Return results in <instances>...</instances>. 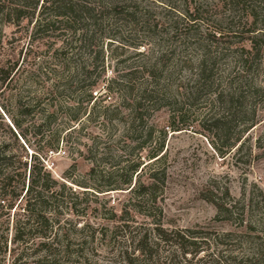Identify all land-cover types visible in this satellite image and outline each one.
Masks as SVG:
<instances>
[{
	"label": "rangeland",
	"instance_id": "rangeland-1",
	"mask_svg": "<svg viewBox=\"0 0 264 264\" xmlns=\"http://www.w3.org/2000/svg\"><path fill=\"white\" fill-rule=\"evenodd\" d=\"M94 1L89 0L96 9L111 4ZM246 3L245 9L230 6L228 0H124L121 9H109L101 17L91 53L68 50L64 56H56L54 50L64 38L73 42L72 36L58 30L35 33L34 20L20 26L0 22V68L14 65L7 76L0 74V142L11 150L18 148L9 133L11 118L27 131L28 154L43 145L38 140H49L60 131L56 150H37L50 177L65 186L54 225L60 231L57 264H123L119 251L130 239L120 227L122 220L132 230L153 218L130 209L128 190L92 194L77 184L102 188L121 183V168L152 162L145 157L160 145L162 158L147 168L157 174L165 228L237 233L252 228L251 234L264 235V0ZM194 9L199 17L189 21L185 11ZM253 12L256 18L249 15ZM250 31L261 36V59L244 71L234 62L241 49L253 53ZM203 50L218 60L212 92H232L241 84L260 88L247 103L254 109L256 124L245 134L241 149L234 148L224 158L211 145L213 120L233 119L231 134L237 122L224 107L210 104L211 92L196 99L191 94L195 90L191 64ZM82 64L87 68L84 73L77 70ZM145 91L153 92L152 99L137 105ZM27 105L29 114L21 113ZM52 112L53 119L45 124L44 117ZM70 116L77 120L70 122ZM173 122L178 131L169 130ZM148 127L153 129L149 139ZM92 168L96 174H90ZM136 181L150 179L143 172L133 178L132 186ZM211 202L229 207L231 214L216 219ZM68 203L76 206L73 212ZM23 207L21 199L11 210L0 207V264H47L38 262L40 241L33 232L26 243H13L16 225H32L27 224ZM140 207L155 216V210Z\"/></svg>",
	"mask_w": 264,
	"mask_h": 264
},
{
	"label": "trees",
	"instance_id": "trees-1",
	"mask_svg": "<svg viewBox=\"0 0 264 264\" xmlns=\"http://www.w3.org/2000/svg\"><path fill=\"white\" fill-rule=\"evenodd\" d=\"M123 1L110 0V5L99 6L96 9V6L92 5L89 0H0V22L20 26L24 21L32 24L34 20L35 33L58 30L63 36H72L73 42H68L64 38L61 47L54 50L56 56L58 54L64 56L68 50L75 51L76 54L83 52V50L91 53L92 38L100 27L101 17L107 11L121 9ZM94 2L98 1L95 0ZM246 2L247 0H228L230 6H240L245 9ZM185 13L189 21H196L199 17L197 9H194L192 13H189V10ZM249 15L256 18L254 12ZM255 32L250 31L251 34ZM76 34H78L77 37ZM260 38L261 36H257V34L251 35L248 40L253 53L241 49L240 55L234 62L244 71H249L261 59L259 51L261 46L258 43ZM203 51L204 53L194 64H191L195 78L193 85L195 90L191 94L196 99L202 92H211L213 98L210 100V104L224 107L228 113L227 116L230 118L233 116L234 121L237 122L236 128L234 127L235 134H231L233 128L230 123L233 119L229 122L225 121L224 117L213 120L215 132L212 134L213 141H211V145L216 154L220 158H224L234 148L241 149L245 141V134L256 124L254 109L251 103L249 105L247 103L258 93L260 88L249 84L245 87L241 84L232 92L226 93L223 90L212 92L216 85L213 76L218 60L208 51ZM96 54L98 55L100 52H96ZM96 54L95 57H97ZM13 68L14 65L5 70L0 68V74L7 76ZM86 69V65L82 64L77 70L84 73ZM51 71L55 72V70ZM230 85L232 84L230 83ZM54 87L57 88L55 85ZM152 94L153 92L145 91L143 95L139 96L138 102L135 103L139 105L140 101H149L148 99L153 97ZM162 97L166 98L165 93ZM30 109L31 106H23L21 107V113L29 114ZM53 117L54 112L46 115L44 123L48 124ZM138 118L141 119V115ZM76 120L77 116H70V122ZM10 123L12 129H9V133L18 148L11 150L9 144L4 141L0 142V207L6 206L7 209L11 210L16 201L21 199L24 206L22 211L24 214L26 213V222L28 225L30 223L32 225L29 226L30 228L26 226L21 228L16 225L13 243H26L32 239L29 234L33 232V238L40 241L38 244V262L44 261L47 264H57L60 260L56 253L58 251L55 244H57L56 241H58L60 231L59 226L55 228L54 225L59 221L58 209L63 205V202L59 200L65 186H58V183L50 177L44 165L45 158L37 150L40 148L47 151L56 150L59 144L60 131H55L49 140H38V143H43V145L37 144L40 147L37 150H31L32 152L28 154L30 142L26 139L27 131L21 128V122L16 118H11ZM168 128L172 132L178 131L174 122L170 123ZM36 131L35 135H38L39 129L37 128ZM146 131V137L149 139L152 136L153 129L148 127ZM209 131L211 132L212 129ZM18 139L26 144L28 152L23 151ZM161 151L162 145L150 151L145 157L148 162L152 161L148 164L138 161L121 168L119 170V176L122 178L121 183L108 184L102 188L77 184L79 187L92 190V194L128 190L131 195L130 209L147 219L149 217L153 218L148 224L137 225L132 230H130L129 224L122 220V226L120 227L122 230H127L130 239L128 247L119 251L123 264H264V235L251 234L252 228L237 233L217 232L203 228L169 229L164 227L163 213L158 204L156 193L157 174L147 168L148 165L162 158V156H159ZM145 158H143V161ZM146 171L148 172L146 173ZM143 172L147 174L150 182L136 181L132 186L133 178ZM90 174H96L95 168L90 170ZM56 187L60 189L58 190ZM83 193L90 192L85 191ZM71 195L75 196V199L78 198L75 192H71ZM140 206L148 208L146 211L155 210V216L142 211ZM214 206L217 210L216 219L223 214H231L232 212L229 207L224 205L214 203ZM66 207H69L68 210L73 212L76 206L68 203ZM35 208H38V210L36 211ZM124 213L128 215L127 211ZM82 243L85 245L86 241L84 240ZM67 248L65 247V250H63L66 256L70 254Z\"/></svg>",
	"mask_w": 264,
	"mask_h": 264
}]
</instances>
